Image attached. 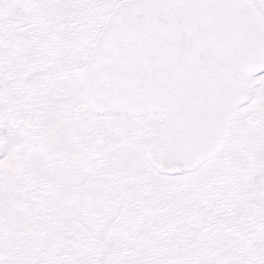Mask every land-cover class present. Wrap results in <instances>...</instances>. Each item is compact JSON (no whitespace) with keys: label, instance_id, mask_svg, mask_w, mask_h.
Segmentation results:
<instances>
[{"label":"snow or ice","instance_id":"snow-or-ice-1","mask_svg":"<svg viewBox=\"0 0 264 264\" xmlns=\"http://www.w3.org/2000/svg\"><path fill=\"white\" fill-rule=\"evenodd\" d=\"M0 264H264V0H0Z\"/></svg>","mask_w":264,"mask_h":264}]
</instances>
